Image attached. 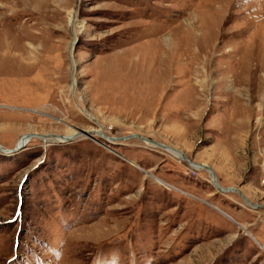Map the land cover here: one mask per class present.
Returning <instances> with one entry per match:
<instances>
[{
  "label": "rangeland",
  "instance_id": "374dc122",
  "mask_svg": "<svg viewBox=\"0 0 264 264\" xmlns=\"http://www.w3.org/2000/svg\"><path fill=\"white\" fill-rule=\"evenodd\" d=\"M0 5V264H264V0Z\"/></svg>",
  "mask_w": 264,
  "mask_h": 264
},
{
  "label": "bare ground",
  "instance_id": "6f19581e",
  "mask_svg": "<svg viewBox=\"0 0 264 264\" xmlns=\"http://www.w3.org/2000/svg\"><path fill=\"white\" fill-rule=\"evenodd\" d=\"M2 4V3H1ZM1 6V5H0ZM2 7V6H1ZM0 7V8H1ZM5 9V8H4ZM6 10V9H5ZM70 24L73 26V30H74V33L75 34H77V22H76V17H75V13L73 12V14L71 15V17H70ZM195 29H197V28H195ZM73 65H74V62H73ZM74 67V66H73ZM123 72V71H122ZM75 82V81H74ZM83 111V113H85V114H87V112H85L84 110H82ZM88 115V114H87ZM80 131V130H79ZM78 130H75V129H71V131L70 132H68V134H67V137L66 138H58V137H50L49 136V138H45L44 137V139H41L42 141H44V142H46V143H60V142H71V141H73V140H75L76 138H77V136H81V133L79 132ZM92 133L95 135V139L97 140V138H99V136L101 135V131L99 132H97V131H92ZM45 136V135H44ZM137 137V136H136ZM30 138V137H29ZM28 138V139H29ZM53 138V139H52ZM138 138H140V137H138ZM40 139V138H39ZM52 140V141H51ZM99 140V139H98ZM22 141H23V138H22ZM22 141L20 142V144H19V146H21V143H22ZM143 141H146V139H144ZM156 145V144H155ZM18 146V147H19ZM149 146H151V145H149ZM154 146V145H153ZM167 147V146H166ZM20 148H22V147H20ZM161 148H163V147H161ZM164 150H166V152H168L169 154H171L172 156H174V157H176V158H178V159H184V154H183V152H181L180 150H174V149H172V148H163ZM3 150V149H2ZM1 150V151H2ZM184 161H186V160H184ZM194 165V164H193ZM201 165H199V168H198V166H196V165H194V167L196 168V169H198V170H201L202 168L200 167ZM205 167H208V166H206L205 165ZM205 169V168H204ZM210 172V171H209ZM211 173V172H210ZM212 174V173H211ZM212 176H213V174H212ZM216 178H217V176H216ZM213 183H214V187L217 189V191H219L220 193H231V192H227L229 189H231V188H229V189H224V188H221L220 186H219V183H218V179H217V185L215 184V182H214V176H213ZM218 187V188H217ZM225 190L226 192H221V190ZM233 192V191H232ZM243 196V195H242ZM247 199V198H246ZM245 201V200H244ZM247 201L250 203V204H248L246 201V203L248 204V205H250V206H255V207H258V205H253L248 199H247ZM246 230V229H245ZM241 232H244V230L243 231H241ZM244 233H246V232H244ZM247 236V235H246Z\"/></svg>",
  "mask_w": 264,
  "mask_h": 264
},
{
  "label": "crops",
  "instance_id": "0c3cea01",
  "mask_svg": "<svg viewBox=\"0 0 264 264\" xmlns=\"http://www.w3.org/2000/svg\"><path fill=\"white\" fill-rule=\"evenodd\" d=\"M245 193V192H244ZM246 194V193H245ZM246 195H248V194H246ZM249 197V196H248ZM218 206V205H217ZM220 207V206H219ZM226 212H228V211H226ZM228 213H230V214H234L232 211L231 212H228ZM254 213V212H253ZM239 213H237L236 215H238ZM255 214V213H254ZM242 215V214H241ZM236 216V217H239L240 219H241V226L242 227H244V228H247V230L249 229V231L251 232L252 231V229H256V231L254 232H251V233H253L254 235H255V237L258 239V241H259V243L261 244H258L257 243V245L259 246L258 247V249H262L261 251H262V253H264V228H260V225H255L254 224V221L256 220V216H257V214H255V215H253V217L251 218V220H248V219H244V218H242L243 216ZM244 215V214H243ZM235 217V216H234ZM243 235H247L250 239H254V237H253V235H251L250 233H248V231H247V233H244ZM241 237H245V236H242V234L240 235ZM260 238V239H259ZM262 240V241H261ZM253 241H255V239L253 240ZM256 245V246H257Z\"/></svg>",
  "mask_w": 264,
  "mask_h": 264
},
{
  "label": "water",
  "instance_id": "95a60500",
  "mask_svg": "<svg viewBox=\"0 0 264 264\" xmlns=\"http://www.w3.org/2000/svg\"><path fill=\"white\" fill-rule=\"evenodd\" d=\"M76 41H77V40H76ZM75 47H76V42H75V45H74V49H75ZM73 51H74V50H73ZM29 137L31 138V134L25 135V136L23 137V141H22V143H21V146L18 145L19 147L15 148V149H12V150H10V149L2 150L1 147H0V149H1L2 151L6 152V153H11V152L19 151V150L21 149L20 147H24V146H26V145L28 144V142H29V139H28V138H29ZM134 137H136V136H135V135H132V136L127 137V138H122L121 140L129 139V138H134ZM137 137H138V136H137ZM140 139H141V140H144L142 137H140ZM156 146H160V147H163V148H167L166 146L161 145V144H159V143H156ZM184 160H186V162H187L188 164H192V162H191L190 159L184 157ZM205 169L208 170V171H210V172L213 174V176H214V182H215V184L217 185V178H216V174H215V172H214V171L212 170V168H210V167H205ZM217 188H218V187H217ZM232 191H233V192H238V193L240 194V196H242L241 193H240V191H238L237 189H229L227 192H232ZM221 192H226V191L223 189V190H221ZM242 198H243L248 204H250V203L247 201L246 197L242 196ZM253 207H255V206H253Z\"/></svg>",
  "mask_w": 264,
  "mask_h": 264
}]
</instances>
